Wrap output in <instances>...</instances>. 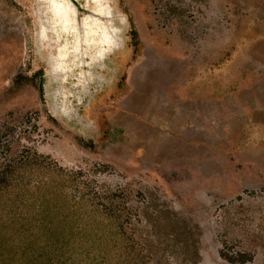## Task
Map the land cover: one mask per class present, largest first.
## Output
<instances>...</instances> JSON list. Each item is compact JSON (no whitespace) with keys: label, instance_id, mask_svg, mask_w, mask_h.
Listing matches in <instances>:
<instances>
[{"label":"rangeland","instance_id":"1","mask_svg":"<svg viewBox=\"0 0 264 264\" xmlns=\"http://www.w3.org/2000/svg\"><path fill=\"white\" fill-rule=\"evenodd\" d=\"M43 223L52 264H264V0H0V234Z\"/></svg>","mask_w":264,"mask_h":264},{"label":"trees","instance_id":"2","mask_svg":"<svg viewBox=\"0 0 264 264\" xmlns=\"http://www.w3.org/2000/svg\"><path fill=\"white\" fill-rule=\"evenodd\" d=\"M166 117H169V116H166ZM183 135H186V134L172 133V136L169 138L170 139L169 143H171L172 141L179 143L180 140H182V143H183V140L186 137ZM44 223L41 226H38L39 229L35 231V233H31L32 237L29 236L30 234H27L26 238L19 239L17 243H15L14 241V243L12 242L10 244L9 243L10 239H8L7 236H4L1 233L0 234L1 235L0 237V264H26L24 261L28 262V264H38V262L42 263L43 260L49 262L51 261V259L53 260L56 259L58 256L53 254V250L52 252H50V248L47 247L48 245L41 246L40 252L42 253V255L37 254L35 252L34 253L37 256H33L32 254L30 255V250H31L30 245H32L31 242H33L34 244H38L37 242L40 243L44 240V242L48 244L56 240L59 241L62 237H66L65 232L69 230L71 226H66L64 224H57L58 225L57 226V225H52V224L50 225V223L49 224H44ZM45 225L46 227L49 228V230L47 231L48 234L47 232H45V228H44ZM79 228L80 227L76 228L73 225L74 231L75 230L77 231V229ZM168 229L169 231L172 232L174 238L181 239L180 238L181 235H178L179 230H177V228L172 226V228H168ZM74 231L71 230V232H74ZM45 248L47 249V251ZM26 259H29V260L27 261ZM49 264H52V263L49 262ZM58 264H64V262L59 261Z\"/></svg>","mask_w":264,"mask_h":264}]
</instances>
